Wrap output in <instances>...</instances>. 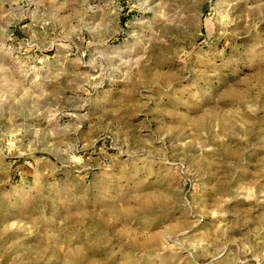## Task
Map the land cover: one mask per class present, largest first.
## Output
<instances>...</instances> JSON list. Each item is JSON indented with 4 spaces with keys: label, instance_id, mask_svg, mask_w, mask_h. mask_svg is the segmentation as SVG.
<instances>
[{
    "label": "rangeland",
    "instance_id": "374dc122",
    "mask_svg": "<svg viewBox=\"0 0 264 264\" xmlns=\"http://www.w3.org/2000/svg\"><path fill=\"white\" fill-rule=\"evenodd\" d=\"M0 264H264V0H0Z\"/></svg>",
    "mask_w": 264,
    "mask_h": 264
}]
</instances>
